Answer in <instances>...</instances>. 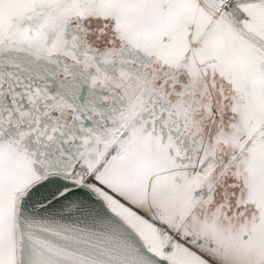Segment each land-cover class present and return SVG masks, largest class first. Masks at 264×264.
Returning a JSON list of instances; mask_svg holds the SVG:
<instances>
[{
  "label": "snow or ice",
  "instance_id": "snow-or-ice-1",
  "mask_svg": "<svg viewBox=\"0 0 264 264\" xmlns=\"http://www.w3.org/2000/svg\"><path fill=\"white\" fill-rule=\"evenodd\" d=\"M0 264H264V0H0Z\"/></svg>",
  "mask_w": 264,
  "mask_h": 264
}]
</instances>
